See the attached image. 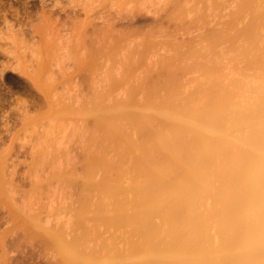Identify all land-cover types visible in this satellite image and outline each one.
<instances>
[{
	"label": "bare ground",
	"instance_id": "1",
	"mask_svg": "<svg viewBox=\"0 0 264 264\" xmlns=\"http://www.w3.org/2000/svg\"><path fill=\"white\" fill-rule=\"evenodd\" d=\"M207 1L203 3L207 12L215 5L227 9L231 3L225 0L222 6L212 0L211 6ZM233 1L227 12L217 8L209 13L221 25L205 29L200 40L185 45L176 38L169 40L172 36L162 39L168 53L150 67L162 71L158 73L162 76H156L157 70L156 75L150 72L161 77L148 81L150 88L144 82L148 57L144 55L149 65L146 70L141 67L139 80L140 72L132 73L139 68L130 71L131 62L124 57L123 70L129 67L128 74L137 76L132 77L137 84L142 79L145 90L135 85L140 94L128 89L129 95L111 96L115 99L111 104H105V93L100 92L99 98V91L94 94L93 102H99L85 108L94 122L88 143L91 151L81 157L85 170L80 177L71 169V174L57 171L70 174H63L64 186L67 181H77L76 188L80 185L76 205L71 202V208L61 202L57 207L60 213L68 209L72 214L70 239L65 237L69 227L49 224L56 207L54 213L49 211L52 216L44 214L48 210L42 214L45 226L50 225L49 239L64 259L59 258L60 263L264 264V0ZM199 3L195 8L197 14L204 13L200 14L202 22L206 18L204 25L210 15L202 12L205 6L200 8ZM184 10L179 13L185 15ZM195 14L190 22L198 21ZM221 18L229 19L223 23ZM146 36L133 44L141 46L139 51L130 42L131 48L122 43L134 50L132 55L161 45V38L157 42L152 34ZM125 50L129 56H123L130 58L131 52ZM179 71L197 72L189 79V90L180 82ZM109 72V78L116 76ZM125 79L121 85L127 83ZM111 92L107 90V99ZM129 97L137 102L130 99L129 103ZM38 223L44 227L45 223Z\"/></svg>",
	"mask_w": 264,
	"mask_h": 264
},
{
	"label": "rangeland",
	"instance_id": "2",
	"mask_svg": "<svg viewBox=\"0 0 264 264\" xmlns=\"http://www.w3.org/2000/svg\"><path fill=\"white\" fill-rule=\"evenodd\" d=\"M199 1L0 0V264H62L59 258L62 261L64 259L55 249L57 248L56 242L53 240L55 244L51 243V239H49L51 236L48 234L49 232H46V229L47 227L49 229L52 224L59 225L60 223V226L62 225L66 229L69 227L66 231L71 232V224L74 221L71 220L73 219L70 216L71 213L68 209L65 210V213H60L61 210L57 211V207L61 202H63L62 204L67 202L66 206H70L71 202H74V205H76L75 201L77 203L74 197L80 193L78 190L80 185L76 188L77 181L72 184L67 181L66 184L69 185L66 187L63 180L65 179L64 175L73 170V175L79 174L77 175L79 177L82 176V173L79 172L85 170L83 169L85 167H82L84 164L81 157L85 152L86 155L89 153L88 151H91L88 146L91 141L89 140L92 135V133L90 135V131H92L94 122L90 119L91 115L88 117L90 111L87 109H91L92 104L96 105L94 103L97 101L93 102L95 100L94 94L99 91V94L96 95L99 98L101 93L102 95L105 93L106 95H103L106 98L105 104L108 101L111 104L115 101L111 96L114 97L115 94L126 93L129 95L130 90L134 92L138 90V94H140L139 89L145 90L143 88L146 84L152 80L159 81L157 80L159 77L156 76H162L158 74L159 71H162L150 67L157 63L155 60L158 59V56L168 53L169 47L162 46L163 38L167 40L168 36H172L169 40L176 38L182 44L187 41L189 43H191L190 41L196 42L201 33L206 31L205 29L218 27L216 25L220 24L218 19L209 14H212L213 9L216 11L219 6L215 9L216 5L214 4L215 7L213 6L211 9L213 2L208 0L212 4H209L211 5V8L209 7L211 12H207L208 6L203 5L206 0L204 2L201 0L200 3ZM224 1L219 0V3L223 6ZM232 1H225L226 3L231 2L228 3L227 7H230ZM198 3L200 8L201 6L206 7H204L206 11L202 8V12L210 15L209 17L207 15V19L210 20L206 21L207 23L205 22L204 25L203 22L206 18L203 22V18L200 19V14L203 15L204 13H200L198 10V16L196 12L198 8L195 7H198ZM224 7L219 9H226V5ZM180 10H184L186 16L180 14ZM194 14L198 21H201V24L198 21V23H194L193 20V23L190 22ZM204 16L206 17V15ZM228 19L222 20L221 18L220 22L225 23ZM245 19L247 18L243 20ZM146 34V37L152 34V38L155 40L157 38V42L161 38L159 42L161 45L155 47L154 50L151 48V51H148L149 49L146 51L142 47L144 49L142 52H135L136 54L132 55L134 50L130 49V51L128 48L131 45L133 47L136 42L139 44L138 41L141 39L145 40L143 37ZM117 42L123 46H119ZM122 42L129 44V47ZM128 42L132 44L130 45ZM141 45L144 46V43ZM120 47L123 51L127 49L129 54L131 52L134 59L131 56L127 58L129 55L124 53L126 50L123 52ZM136 47L139 48L140 45H135L134 48L137 51L141 49ZM156 48L157 50H155ZM111 54H114L112 58ZM125 54L127 57L123 56ZM144 55L148 57L149 70H146L147 67L145 69V66L149 64L146 63ZM124 57L131 62L129 63L131 64L129 65L130 71L134 67L135 71L139 68L140 71H132L134 76L139 72L141 73L143 69L147 71V74L143 72L147 76V80L144 78L145 85L142 83L143 88L140 82L143 79L142 73L138 74L137 80H139L140 75L142 79L137 84V80H134L137 76L134 78L130 71L129 74L127 72L129 67L128 69L127 67L124 68L127 69L126 72L123 70L125 66H122ZM141 58L145 62H142L143 59L141 60ZM110 70L121 78L114 77V75L109 78ZM187 71L191 72V70ZM181 73L183 75H178L181 78H179L180 82H183L185 89L188 88L189 90V79L197 72L184 74L185 72L182 71ZM126 77L130 82L134 80L130 83L134 87L140 85L137 86L139 89L136 87L135 90L132 89V85L128 81L130 86H127L126 82L122 85L127 87L122 86L121 81L124 82ZM108 78L111 79L109 83L112 84L111 87L108 84ZM112 78L113 83H111ZM159 79L161 80V77ZM118 82L120 85H117ZM146 88H150V86L146 85ZM106 89L112 93L109 94L108 99ZM125 90L129 92L127 91V93ZM134 92L133 95H135ZM130 99L131 97H129V103L137 102L134 97L132 102ZM85 108L87 109L85 110ZM98 141L100 142V139ZM100 144L99 146L102 148L103 144ZM92 145H95L94 142ZM93 148L92 152L95 151ZM95 148L100 150L98 146ZM35 153L38 156H34ZM59 170H68L66 174H64L65 172L60 173L62 180L57 173ZM55 179L59 181H55ZM60 180L63 182L61 183ZM54 207L57 208L56 212L53 211ZM29 209H31L32 216H36L30 217ZM45 210L48 211L45 212ZM35 211L37 214L34 213ZM43 211L44 214L49 211L55 212V215L60 214H57L59 217L53 214L54 218L49 212L48 215L52 216V220L50 219V225L45 226L46 222L42 219L45 217L42 215ZM36 218H38V222L45 223L44 227L35 222ZM67 234L66 239H70L69 232ZM103 234L106 236L107 233ZM54 239L56 238L54 237Z\"/></svg>",
	"mask_w": 264,
	"mask_h": 264
}]
</instances>
